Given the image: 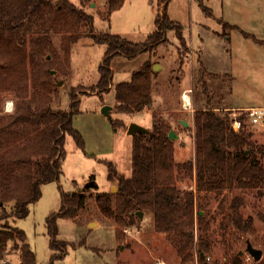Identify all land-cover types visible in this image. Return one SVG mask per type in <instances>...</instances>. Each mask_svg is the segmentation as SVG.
Returning a JSON list of instances; mask_svg holds the SVG:
<instances>
[{"label": "rangeland", "instance_id": "374dc122", "mask_svg": "<svg viewBox=\"0 0 264 264\" xmlns=\"http://www.w3.org/2000/svg\"><path fill=\"white\" fill-rule=\"evenodd\" d=\"M52 1L56 4L57 0ZM66 1L92 17L94 34L109 33L131 42H142L155 30V17L166 5V14L180 25L184 41L180 42L176 30L170 29L165 40L151 51L141 52L132 60L116 55L110 63L109 88L102 91L96 84L105 44L95 43L86 36V26L76 29L62 5H58V13L31 16L21 34L24 33L29 52L37 50L34 41L38 38H43L46 46H50L49 53H44L45 49L42 55L36 56L44 72L53 71L51 77L45 76L51 88L41 98L30 91L26 94L3 91L0 124L6 123L25 95L33 109L49 105L68 110L73 94L79 111L73 126L83 138L84 150L66 135L65 157L58 180L41 184V195L28 205L26 216L10 218V224L23 231L34 253L35 264H50L52 251L46 218L59 210L61 192L81 194L83 204L76 209L75 216L57 219L56 239L63 241L66 247L65 254L51 264H197L196 249L199 236L204 232L210 243L208 264H228L232 252H228L224 244V239L229 238L220 228L224 212L219 203L227 200L230 193L196 192L195 212L199 209L207 226L204 230L193 228L194 254L181 263L174 240L155 231L150 213H142V222L126 227L122 237L117 239L113 220L97 206L96 192L83 188L94 176L97 191L112 194L117 191V182L107 178L105 161L114 163L120 174L130 176L133 141V135L127 134L130 123L151 129L153 122H164L177 136L172 139L174 162L193 161V115L198 110L195 105L199 104L214 107L221 113L233 112L229 114L233 117L246 113V123L256 134L255 139L264 143V115L253 123L248 111L218 109L223 106L264 108V0H123L111 13L108 0ZM71 34L77 35L76 41L67 40ZM65 39L68 44L65 42L66 49H63ZM146 62L152 68L151 105L134 113L117 112L115 85L129 81L132 73ZM4 63L5 59L0 58V65ZM154 65L159 66L156 71ZM187 88H191L194 110L181 107L180 95ZM103 106L111 108L110 118L118 120L119 125H111L108 116L101 112ZM20 154L30 161L36 156L29 149ZM194 185V180L186 174L177 184L180 189L191 187L193 190ZM241 212L253 217L256 232L241 236L233 250L242 252L243 264H255L246 252V243L264 251V224L257 217L258 212H264V196L258 198L247 193ZM20 259L19 250L9 243L4 255L6 263L19 264Z\"/></svg>", "mask_w": 264, "mask_h": 264}, {"label": "trees", "instance_id": "16d2710c", "mask_svg": "<svg viewBox=\"0 0 264 264\" xmlns=\"http://www.w3.org/2000/svg\"><path fill=\"white\" fill-rule=\"evenodd\" d=\"M122 3L123 0H108V12L118 9ZM58 5L64 6L76 29L86 26V36L95 43L105 44L96 84L102 91L109 88L110 63L116 55L132 60L141 52L151 51L165 40L170 29L176 30L180 42L184 41L180 25L168 18L166 5L155 17V30L144 41L131 42L109 33L94 34L92 17L66 0H57L56 4L52 0H0V58L5 59L0 65V101L3 91L24 94L30 91L37 98L50 91L51 84L45 76L51 77V73L42 70L36 56L42 55L45 49L44 53H49L50 46H46L43 38H38L34 41L37 50L29 52L21 29L35 13L41 16L58 13ZM76 36L71 34L67 40L76 41ZM67 40H63V49ZM115 100L117 112L134 113L151 105L152 68L148 62L134 71L129 81L115 85ZM77 105L78 100L72 94L68 110L49 105L33 109L25 95L6 123L0 124V264L9 243L20 252L19 264H35L34 253L23 231L9 220L25 217L28 205L41 195V184L58 180L65 157L66 135L84 150L83 138L73 126V117L79 113ZM246 118L243 112L232 117L206 106L196 110L193 115L194 159L184 163L174 162L173 140L168 137L170 128L164 122H153L151 129L133 134L130 176L120 174L114 163L105 161L108 180L117 182L115 193L97 191L94 176L83 190L96 192L97 206L113 220L117 239L122 237L126 227L142 222L138 212L150 213L155 231L174 240L181 263L194 254L193 228L204 230L207 226L199 209L195 212L196 192H228L231 196L219 203L224 212L220 228L229 238L224 239L227 251L232 252L228 264H243L241 251L233 250V245L241 236L254 234L256 230L253 217L244 216L241 207L247 193L258 198L264 196V143L253 139ZM110 123L113 127L119 125L118 120L110 119ZM28 149L36 155L32 161L20 154ZM184 174L194 180V190L177 186ZM83 199L81 194L61 192L59 210L47 216L46 229L52 251L50 264L65 254L66 244L56 239L57 219L75 216ZM257 217L264 224V212H258ZM203 235L199 236L196 249L197 264H208L210 243L205 232ZM255 264H264V257Z\"/></svg>", "mask_w": 264, "mask_h": 264}, {"label": "water", "instance_id": "95a60500", "mask_svg": "<svg viewBox=\"0 0 264 264\" xmlns=\"http://www.w3.org/2000/svg\"><path fill=\"white\" fill-rule=\"evenodd\" d=\"M159 68L158 65H154L153 66V70L156 71L157 69ZM50 73H53V71H51ZM58 84H61V82H59ZM110 107L109 106H103L102 109H101V112L103 114H105L106 116H108L109 119L110 118ZM182 124L185 126L187 125V122H183L182 121ZM146 129L136 123H130L128 128H127V134L129 135H133L137 132H145ZM168 137L170 139H174L176 138L177 136L175 135L174 131L173 130H170L169 133H168ZM138 216L141 218L142 217V212H138ZM246 252L255 260V261H258L260 258H261V250L258 249V248H255L251 245L250 242L247 241L246 243ZM242 253V252H241Z\"/></svg>", "mask_w": 264, "mask_h": 264}, {"label": "built area", "instance_id": "2783aa9c", "mask_svg": "<svg viewBox=\"0 0 264 264\" xmlns=\"http://www.w3.org/2000/svg\"><path fill=\"white\" fill-rule=\"evenodd\" d=\"M191 88L183 90L180 95L181 107L184 110H191V99H190ZM264 115V108H251L248 110V116L250 120L254 123L259 120V116ZM2 264H7L5 260L2 261ZM188 264V263H184Z\"/></svg>", "mask_w": 264, "mask_h": 264}, {"label": "crops", "instance_id": "0c3cea01", "mask_svg": "<svg viewBox=\"0 0 264 264\" xmlns=\"http://www.w3.org/2000/svg\"><path fill=\"white\" fill-rule=\"evenodd\" d=\"M190 99H191V97H190ZM191 106H192V110H194V105H193V101L191 100ZM196 106V108L195 109H201V108H203L204 106L203 105H195ZM211 108H213L214 109V107H211ZM218 109H225V111H235V110H239V109H241V110H244V111H248L249 109H251V107H233V106H223V107H218ZM230 115L231 114H233V112L231 113H229ZM76 116V115H75ZM74 116V117H75ZM74 117H73V119H74ZM233 117V116H232ZM262 122H264V121H262ZM251 131H252V133H253V139L254 140H256L257 142H258V140L257 139H255L256 138V134L254 133V131L252 130V129H250ZM260 143V142H259Z\"/></svg>", "mask_w": 264, "mask_h": 264}, {"label": "bare ground", "instance_id": "6f19581e", "mask_svg": "<svg viewBox=\"0 0 264 264\" xmlns=\"http://www.w3.org/2000/svg\"><path fill=\"white\" fill-rule=\"evenodd\" d=\"M10 105V104H9Z\"/></svg>", "mask_w": 264, "mask_h": 264}]
</instances>
